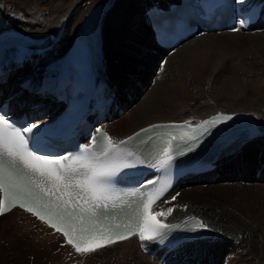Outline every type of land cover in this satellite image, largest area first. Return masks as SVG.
I'll use <instances>...</instances> for the list:
<instances>
[{
	"label": "bare ground",
	"instance_id": "bare-ground-1",
	"mask_svg": "<svg viewBox=\"0 0 264 264\" xmlns=\"http://www.w3.org/2000/svg\"><path fill=\"white\" fill-rule=\"evenodd\" d=\"M258 1L244 0L242 7L249 8ZM101 2L0 0V42L6 35H13L22 38L20 48L30 52L0 59L2 69L17 70L6 84L0 85V97L10 96L12 105L21 103L9 89L22 84L38 90V96L32 99L37 104L35 108H23L22 112L36 115L46 108L48 113L56 112L54 94L46 91L59 89L68 51L82 22ZM167 2L178 3L115 0L103 14L98 27L103 59L96 79L100 81L98 85L114 93L118 108H111L107 115L112 116L104 121L109 136L118 143L152 124L193 125L223 113L249 116L255 129L233 148L234 153L224 154L213 171L192 176L182 185L176 183L169 195L175 194V202L156 204V209H174L164 222L178 223L185 216H202L218 235L213 232L205 238L201 231L192 243L148 247L170 264H264V239L263 244L259 239L264 228H260L264 223V185L254 183L257 178L264 182V26H255L246 33L211 32L191 37L170 55L166 51L153 55L152 34L143 12L149 5ZM25 91L22 95L27 94ZM12 111L18 112L17 108ZM119 111H123L122 117L117 118ZM54 116L47 115L36 122L46 123ZM221 180H225L224 185L217 186ZM10 219L15 224L23 221V227L17 225L18 232L26 229L30 234L32 230L41 244L49 248L57 245L58 251L70 257L69 264L94 259L98 264H157L138 251L140 243L134 239L80 256L62 244L61 236L23 212L0 216V234H9L11 224L3 222Z\"/></svg>",
	"mask_w": 264,
	"mask_h": 264
},
{
	"label": "snow or ice",
	"instance_id": "snow-or-ice-1",
	"mask_svg": "<svg viewBox=\"0 0 264 264\" xmlns=\"http://www.w3.org/2000/svg\"><path fill=\"white\" fill-rule=\"evenodd\" d=\"M235 3L243 6L244 0ZM241 12L237 18L239 27H233V31L246 27L252 18L251 9L241 7ZM233 118L220 114L196 127L189 122L152 124L118 143L103 133L99 150L94 144L93 149L77 154L53 155L42 153L39 147L45 136L55 135L51 126L41 128L39 122L18 126L0 112V215L15 207L26 210L60 233L80 256L132 236H137L142 246L145 241L162 244L179 227L157 219L172 215L173 208L153 213L154 205L162 202L169 185L156 187V181H149L153 185L149 191L121 194L116 178L125 169L139 165L170 170L177 156L196 151L216 126ZM161 129L165 131L156 133ZM152 133H156L160 144L154 155L138 156L121 147ZM152 139V135H147L148 141ZM198 230L210 229L203 221H195L187 229L193 233Z\"/></svg>",
	"mask_w": 264,
	"mask_h": 264
},
{
	"label": "rangeland",
	"instance_id": "rangeland-1",
	"mask_svg": "<svg viewBox=\"0 0 264 264\" xmlns=\"http://www.w3.org/2000/svg\"><path fill=\"white\" fill-rule=\"evenodd\" d=\"M2 5L4 6V4ZM9 10L12 12V8H9ZM120 117H122L121 114H119L117 118H120ZM259 179H262V178L259 177ZM223 182H225V180H221L220 182H217L216 184L217 186H220V185L223 186L224 185ZM254 183L264 185L263 179L260 181L257 178ZM179 196H180V192H179ZM261 199L263 200L264 198H261ZM3 223L5 225L7 224H11V225L9 227L10 229H9L8 235L0 234V264H69L70 263L67 261L70 258V257L69 258L67 257L68 254L66 253L64 254V252L58 251L57 245H53V243H52L53 246L50 248L44 244H41L40 238H37L36 233H32V230L30 234H26L27 233L25 232L26 229L24 230L22 229L23 232H18V230H20L18 226L20 225L19 227L21 228L24 225L23 221L19 222L20 224L18 223L15 224L16 223L15 220L10 219ZM263 226H264V223L263 225L260 226V228H263ZM256 230H258V228H256ZM263 236H264V228L259 238L261 242L264 239ZM40 237H43V236L41 235ZM231 239L235 240L236 238L231 236ZM237 240H240V239L237 238ZM262 246L263 245H261L259 248L261 249ZM94 260H86V261L82 260L81 263L79 264H98V260L96 259ZM134 262L132 264H134ZM71 264H76V263L73 262ZM193 264H201V263H199L198 261Z\"/></svg>",
	"mask_w": 264,
	"mask_h": 264
}]
</instances>
